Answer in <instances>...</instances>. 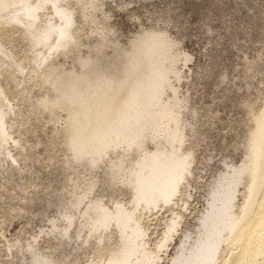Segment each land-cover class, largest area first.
<instances>
[{
    "label": "rangeland",
    "instance_id": "obj_1",
    "mask_svg": "<svg viewBox=\"0 0 264 264\" xmlns=\"http://www.w3.org/2000/svg\"><path fill=\"white\" fill-rule=\"evenodd\" d=\"M60 2L62 5L75 4L74 7L78 8L76 0H60ZM18 5L11 6L9 10H15ZM45 7L42 10L47 15L44 16L45 19L55 18L53 13V16L48 14L49 10H52L50 4L46 3ZM76 15L77 24L83 22L82 25L80 24V30L83 32H80V43L73 45L66 55L57 51L58 53L56 52L38 67L31 59L36 53L28 52L23 70L13 72L6 65L1 67L0 85L5 89L6 96L5 98L0 96V101L6 104V124L9 125L6 131L12 138L20 137L21 142L15 143L9 139L2 145L4 148L0 147L2 152H0V166H3L0 167V264H29L31 252L27 248L18 250L21 243L24 246L26 243L34 244L39 250L45 246L42 252L51 254L53 259L56 257L55 260H65L66 264L75 258L76 261L72 264H85L90 259L97 258L96 248L104 246V243L113 244L118 240V236L113 234L110 235L111 238L107 237L101 241L95 240L94 237L84 241L82 240L84 234L76 238L74 231L79 225V220H84L80 214L77 218L78 211H84L95 198H100L101 202L103 201L102 203L110 209L114 208L115 203L131 205L132 193L125 181L127 174L124 173L122 178L120 175L115 179L109 178L110 175L107 176L109 173L106 167L109 161H115L116 156L121 154L122 148L117 147L119 151L116 149L110 151L114 154L105 155V159L96 163L99 167L95 164L96 166H92L94 168L91 167L92 170L83 163L84 170L83 164L80 163L84 160H76L77 163L72 161L71 166L70 163L65 165L64 155L69 152L64 143H60L64 138L65 113L63 110L58 111L56 118L52 117L54 118L52 121L51 116H48L49 113L44 112L35 100L40 92H44V87L38 90L37 83L44 68H47L49 74L65 77L67 69L76 67L85 55H103L111 59L116 55H123L130 43L137 41L140 34L148 32L164 33L171 45L169 52L176 57V62L174 61L172 66L178 73V78H181L170 80L171 85L166 88L163 97L173 94L180 98L178 99L182 106L179 109V118L185 136L184 144L183 141L181 143V151L184 152L185 149L187 152L193 151L191 156L194 160L190 165L193 174L188 175L189 178L182 182L185 186L181 184V192L175 195V205L170 202V204H162L163 208L160 206H156L155 209L147 208V213L142 208L140 212L138 210L140 207L136 210L140 216L144 215L141 218V225L148 230L145 231L148 247H153L156 244L154 242L161 239L165 223L171 215L168 209L173 208L181 213L183 218H179L181 222L176 227V231H173V237L171 236L165 247L160 250L161 258L154 262L168 264L181 245L183 234L190 236L187 242L195 236L198 218L206 207L208 184L212 175L223 167V161L232 164L241 162L245 150L244 140L251 124V112L248 106L253 107L255 112L260 110L264 102V0H91V4L85 6V17L80 16L79 11ZM7 26L11 31L2 36L5 41L3 49L13 55L3 57L1 54L5 63L22 59L29 48L26 42L18 41L17 30L21 28V24L10 21ZM10 47L12 49H9ZM148 53L149 50L144 49L140 52V56H146ZM32 67L37 71H31ZM144 67L145 64H135L123 78L113 84L111 91L104 97L105 113L116 109L119 100L128 92L131 78ZM117 71V65H112L108 73L110 75ZM29 74L32 80L26 81L25 77ZM35 89L39 92L36 93ZM36 105L39 106L37 110L39 112L42 110L41 113L45 114L32 112L33 106ZM28 114L32 116L29 117ZM148 138L144 141L147 145L138 148L141 152L145 153L154 147L152 143L154 144L155 140ZM143 147L146 149L144 150ZM137 150H130L131 154L123 157L127 168L128 165L132 167L134 159L140 152ZM12 157L17 159L13 160ZM63 167L68 169L65 171ZM91 179H95L92 190L87 191L79 204L72 207L70 200L74 197L69 191L73 183L80 184L81 187L76 188L79 192ZM180 193L183 195L180 196ZM69 194L73 198H70ZM55 201L59 208L63 206L58 209ZM64 202L67 203L65 206L62 204ZM60 211L61 213L76 212L73 213L75 216L73 224L68 229V234L71 232L70 237H61L57 234L58 229L50 231L51 223L55 225L65 223ZM75 219L76 223H74ZM85 230L86 228L82 233H85ZM55 242L59 247L57 250H55ZM79 244L80 249L77 246ZM10 245L13 246L9 247ZM241 263L248 264L247 257L234 262V264Z\"/></svg>",
    "mask_w": 264,
    "mask_h": 264
},
{
    "label": "bare ground",
    "instance_id": "obj_2",
    "mask_svg": "<svg viewBox=\"0 0 264 264\" xmlns=\"http://www.w3.org/2000/svg\"><path fill=\"white\" fill-rule=\"evenodd\" d=\"M59 1L0 0V74L3 65H6L13 72L23 70L28 52L36 53L31 59L39 67L42 62L48 60L52 55L54 56L57 51L62 55H66L71 51L73 45L80 43V32H83L80 30V24L82 25L83 22L77 24L76 12L79 11L80 16L85 17V6L91 4V0H76L78 8H76L77 6L74 7L75 4L62 5ZM46 3H49L52 8L48 14L53 13L55 18L45 19L44 16L47 15L42 10ZM16 4L19 5L15 10H9L11 6ZM81 20L83 21V19ZM10 21L21 24V28L17 30L19 33L17 36L18 41L26 42L29 48H27L28 50L22 59L5 63L1 54H3V57L4 55L7 57L13 55L11 52L10 55L4 51L5 41L2 39V36L4 37L11 31L7 26ZM161 33L148 32L140 34L137 41L127 46L128 49L125 54L116 55L112 59L103 55L94 56L87 53L88 55H85L76 64V67L67 69L65 77L49 74L47 68H44L39 75L37 83L39 89H37L40 90L44 87V92H40V95L35 98L37 104L43 108L44 112L49 113L48 116H51V118H56L60 110L65 113L64 138L60 142L64 143L66 150L69 152L64 155L66 157L64 159L65 165L70 163L69 166H71L72 161L84 160L80 163H84L87 168L91 169L110 151H114L117 147L122 148L121 154L118 155L117 152V158L114 157L116 160L109 161L106 167L109 173L107 176L110 175L109 178L115 179L120 175L122 178L124 173L127 174L125 181L132 193L131 205L114 202V208L110 209L102 203L103 201L101 202L100 198H95L93 201L91 200L92 202L88 201L90 204L84 211L81 212L79 209L77 218L80 214V217H83L84 220H79V225L76 224V230L74 229L76 238H80L82 237L81 234H84L82 239L84 241L93 237L95 240L101 241L107 237L111 238L110 235L113 236V234L118 236V240L113 244L104 243V246L96 248L97 258H92L85 264H155L154 262L161 258L159 255L160 250L165 247L167 240H170L173 231H176V227L181 222L179 221V218L182 217L181 213L173 210V208L168 209L169 212L171 211V215L165 223L161 239L154 242L156 244L152 245L153 247H148V242L145 239V231L148 230L141 225V218L144 215L140 216L139 213H136L138 207H140L138 209L140 212H142V209L146 212L147 208L155 209L156 206L161 207L165 203L170 204L172 202L175 205V195L179 191L181 192L182 182L186 181L189 178L188 175L192 173L190 165L194 161L191 156L193 151L192 153L187 152L185 147L186 152L181 151V143L185 136L179 118V109L182 106L180 98L178 97V99L173 94L163 97L166 88L171 85L170 80L178 78L179 75L172 66L174 61L176 62V57L169 52L171 45L163 35L164 33ZM12 44L14 43L12 42ZM144 49H148L149 53L146 56H140V52ZM30 55L32 56V54ZM135 64H145V67L131 78L128 92L119 100L116 109L105 113L103 110L105 107L104 97L111 91L112 86L123 78L125 73ZM112 65H117L118 71L109 75L108 72ZM31 71H37V69L32 67ZM25 78H27L26 81L32 80L30 74ZM38 90L35 92L38 93ZM0 96H3V98L6 96L5 89L1 85ZM38 105L33 106L32 112L38 111ZM5 107L6 104L0 101V147L7 143L9 139L15 143L21 142L20 137H13L15 138L13 139L10 133L6 131L9 125L6 124L7 109ZM248 107L251 112V124L244 140L245 150L241 162L232 164L223 161V167L219 168L215 175H212V179L208 184L206 207L198 218V224L194 231L195 236L187 242L190 236L183 234L184 239H181V245L168 264H234L235 260L243 257H247L248 264H264V102L260 106V110L255 112L253 107ZM42 110L38 111L39 114H45L44 112L41 113ZM54 118H52V121ZM43 125L45 126V124ZM148 137L155 140L154 144L153 141L151 142L154 147L152 146L153 148L145 151V153L141 152L138 148L144 146V141ZM23 146L22 144L21 147ZM2 148L4 147L2 146ZM116 150L119 151V149ZM130 150H137L139 154L134 159L132 167L130 166V168L127 164V168L123 157L131 154L132 151L130 152ZM8 153H10V150ZM111 154L114 153L111 152ZM12 159L16 160L17 158L12 157ZM84 164L83 168L85 167ZM65 184L67 185V183ZM94 184L95 179H91L78 192L76 188L81 187L80 184L78 182L73 183V187L69 191L74 197L69 194L70 198H73V200H70L72 207L79 204L82 196ZM180 194V196L183 195ZM177 200L179 199L177 198ZM62 204L65 206L67 203ZM60 208L58 206V209ZM73 213H61L65 223L60 225L51 223L52 228L50 231L58 229L57 234L61 237H70L71 232L68 234V229L73 224L76 212ZM16 215H18V212ZM76 222L77 220L74 221V223ZM84 228H86L85 233H82ZM56 242L55 246L57 245ZM49 245L47 246L49 247ZM11 246L13 245L9 247ZM77 246L80 249L81 245ZM23 248H27L31 252L29 254L31 255V260H29L31 264H66L65 260H55L56 257L53 259L54 257L52 258L51 254H45L41 251L42 249H37L39 247L36 248L34 244L26 243L24 246L21 243L18 250ZM57 248L59 249L56 246L55 250ZM60 252L63 253L61 250ZM61 253L60 255H62ZM75 261L76 258L72 262L70 260L68 264Z\"/></svg>",
    "mask_w": 264,
    "mask_h": 264
}]
</instances>
